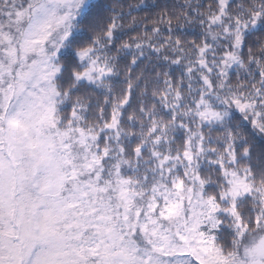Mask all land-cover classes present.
Here are the masks:
<instances>
[{
  "label": "snow or ice",
  "instance_id": "1",
  "mask_svg": "<svg viewBox=\"0 0 264 264\" xmlns=\"http://www.w3.org/2000/svg\"><path fill=\"white\" fill-rule=\"evenodd\" d=\"M0 264H264V0H0Z\"/></svg>",
  "mask_w": 264,
  "mask_h": 264
}]
</instances>
